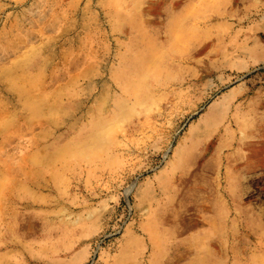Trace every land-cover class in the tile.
I'll return each instance as SVG.
<instances>
[{
  "label": "rangeland",
  "instance_id": "rangeland-1",
  "mask_svg": "<svg viewBox=\"0 0 264 264\" xmlns=\"http://www.w3.org/2000/svg\"><path fill=\"white\" fill-rule=\"evenodd\" d=\"M0 264H264V0H0Z\"/></svg>",
  "mask_w": 264,
  "mask_h": 264
}]
</instances>
